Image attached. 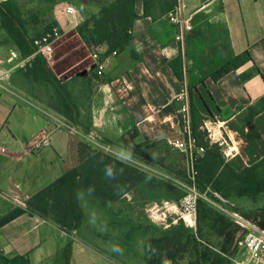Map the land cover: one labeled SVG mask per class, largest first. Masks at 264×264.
<instances>
[{
    "label": "crops",
    "instance_id": "1",
    "mask_svg": "<svg viewBox=\"0 0 264 264\" xmlns=\"http://www.w3.org/2000/svg\"><path fill=\"white\" fill-rule=\"evenodd\" d=\"M14 1L20 6L19 0ZM165 1L135 0L137 18L129 46L113 50L117 51L114 56L107 44H99L110 56L102 77L96 76L90 55L62 72L54 70L78 108L77 124L51 106L56 95L51 99L32 88L30 82H35L24 75L29 59L22 58L3 33L2 54L12 80L0 93V221L17 209L5 201L3 193L28 201L78 164V139L70 127H89L109 143H119L131 133L136 143L184 140L179 115L183 102L177 99L184 88L191 93L196 112L207 117L211 153L202 157L204 173L209 168L213 179L227 184L264 161V0H184L185 16L192 27L183 42L176 39L180 28L168 18L176 0ZM86 7L92 29L91 17L101 6L86 3ZM67 21L59 20V24L65 28ZM12 50L19 58L9 61ZM87 59L82 75L68 74ZM225 67L223 74L216 75ZM177 72L183 74V80ZM47 132L52 134L51 146L39 154L29 152ZM125 196L103 204L99 197L80 189L82 225L102 216L119 228L125 213L114 207ZM261 196L264 206V192ZM90 198L94 208L100 205L107 214L91 216L90 207L86 209L83 203ZM22 210L0 225V255H28L31 264H58L60 257L65 261L70 255L69 264L121 263L119 257L111 258L98 249L100 231L86 236L87 240L79 232L78 241L72 242L53 216ZM70 248L71 252L65 251Z\"/></svg>",
    "mask_w": 264,
    "mask_h": 264
},
{
    "label": "rangeland",
    "instance_id": "2",
    "mask_svg": "<svg viewBox=\"0 0 264 264\" xmlns=\"http://www.w3.org/2000/svg\"><path fill=\"white\" fill-rule=\"evenodd\" d=\"M96 2L98 0H19L26 27L32 38L40 37L52 26H58L63 33V36L55 44L53 59L47 63L48 69L54 76H56L54 70L62 72L78 60H83L87 55H90L92 59V47L97 45L94 43L88 45L85 42L88 50L82 44L81 38L84 40V37H91L90 18L87 17L86 3L94 4ZM68 5L75 7L74 15L65 13V7ZM59 20H68L67 26L65 25L63 28L59 24ZM74 21H78V24L75 25ZM3 33L6 31L2 28L0 21V65L8 73V61L4 59L5 55L2 54L1 44L6 41ZM89 61L87 59L82 66H74L68 74L77 73L76 77L82 75L80 70L88 67ZM57 79L60 81L58 77ZM8 80L11 82V74L8 76ZM34 82L30 83L39 95L42 94L51 97V99H54L53 94L57 96L54 85L46 81ZM51 106L59 109L62 113V110L65 109L61 106L58 96L55 101L52 100ZM206 119L207 117L200 116L196 112L195 107V132L192 133V123H190V129L191 137L198 146L210 144L208 127L205 124ZM67 120L70 122L69 118ZM208 120L211 122V119L208 118ZM183 133L187 137L185 129ZM73 135L78 139V162L95 152H102L145 172L149 178L126 194L124 199L114 207L125 213L123 219L120 220L121 226L119 228L110 221H103L102 216L97 222L83 226L82 217L77 226L78 229L81 227L80 231L77 232L73 229L69 233L72 242L78 241L77 233L79 232L87 240V237L95 231H100L99 235L102 237L98 239V242H101L98 249L111 258L117 259L119 257L120 264H231L238 251V244L235 246V243L241 239V228L222 214L219 209L208 205L201 199L197 200L196 212L192 215L182 205L183 199L190 192L188 189L190 184L188 177L190 157L187 153L180 151L173 143L166 141L136 143L133 140L134 133L123 137L119 142L120 147L107 142L89 127H84ZM201 159L202 157L199 156L198 161ZM205 169V175L200 173L201 183L209 182L210 177L212 185L208 186L216 191L214 188L219 186V183L217 179H213L214 173L209 168ZM203 176L207 182L204 181ZM197 190L199 189L197 188ZM261 194L255 197L245 196L227 199L230 200L233 209L245 219L264 228V206ZM211 197H213L212 194ZM5 201L15 208L22 209L13 201L7 199ZM83 203L86 209L90 207L88 212L91 216L106 213L101 212L102 207L100 205L94 208L92 199ZM94 209H98V211ZM188 217L193 220V223ZM180 219L188 229L187 237H184L180 244L173 243L169 249L163 248L162 244L159 245V248L157 243H154L157 247H149L148 242L150 240L162 238V232L169 229L171 225L177 224ZM65 251L71 252V248ZM60 258L62 259H59L58 264H65L63 256ZM66 258L68 257L66 256ZM69 258L71 259V255Z\"/></svg>",
    "mask_w": 264,
    "mask_h": 264
},
{
    "label": "trees",
    "instance_id": "3",
    "mask_svg": "<svg viewBox=\"0 0 264 264\" xmlns=\"http://www.w3.org/2000/svg\"><path fill=\"white\" fill-rule=\"evenodd\" d=\"M170 1L166 0L165 3H170ZM96 3L101 6V11L91 17L93 24L90 31L91 37H84V41L88 45L105 43L109 46L110 52L125 49L130 44L132 24L137 18L135 0H98ZM174 5L175 3L170 8L172 9ZM0 21L2 28L14 42L22 58L29 59L24 71L25 77L34 81H46L54 85L60 104L65 107V109L62 108L63 113L74 124H77L79 111L75 102L71 99L65 85L48 69L46 60L37 53V48L33 42L34 38L28 32L22 10L14 0L0 2ZM135 57L138 59L137 55ZM226 70L225 67L218 71L216 75H221ZM177 76L180 80H183L181 72H177ZM189 107L192 133H194L195 106L191 99V93H189ZM180 123L184 130L185 123L182 117H180ZM110 142L121 146L117 142ZM204 147L205 153L201 157H206L211 153L207 145ZM202 159L196 163L198 172L196 186L201 192L205 191L208 185H212L210 177L209 182H207L203 176L204 181L207 183H201L200 173L205 175L202 169ZM148 178L149 176L145 172L121 160L102 152H95L84 157L74 168L66 170L54 184L28 200V210L41 216L51 214L63 231L71 233L83 217L78 202L80 189H85L99 197L103 204H109L121 199ZM216 179L219 186H215L214 189L226 198L255 197L264 192V161L247 168L243 173L237 175L231 183L226 184L220 178ZM23 212L22 209H15L12 214L0 221V225L16 218ZM187 233L188 229L180 219L177 224L171 225L169 229L162 232V238L150 240L148 245L150 248L157 246L160 248L159 245L162 244L163 248L169 249L173 243L180 244L183 238L187 237ZM154 243L158 245L156 246ZM64 258L65 264H69V258ZM0 264L31 263L28 255H20L14 258L0 255Z\"/></svg>",
    "mask_w": 264,
    "mask_h": 264
},
{
    "label": "built area",
    "instance_id": "4",
    "mask_svg": "<svg viewBox=\"0 0 264 264\" xmlns=\"http://www.w3.org/2000/svg\"><path fill=\"white\" fill-rule=\"evenodd\" d=\"M2 2V1H0ZM186 4L184 0H176L174 7L169 13V21L172 24L178 25L180 28L179 33L176 35V39L180 42L184 41L185 34L191 30V24L185 16ZM76 12L75 7L68 5L65 7V13L68 15H74ZM63 36L61 29L58 26H52V28L43 33L40 37L34 38L33 42L37 48V53L40 54L47 63H49L54 57V49L56 42ZM117 51L111 52V55H116ZM91 57L93 59V65L95 74L97 77H102L110 58L109 55H105L100 45L93 46L91 51ZM19 58L17 51H10L9 61H13ZM9 74L4 71L0 65V93L5 89ZM178 100L183 104L179 109V115L182 117L185 123V132L187 137L184 140H175L172 143L182 152L187 153L190 157V166L188 177L190 184L188 185L189 194L186 196L182 205H184L186 211L192 215L196 212V202L198 199L205 201L208 205L219 209L222 214L229 218L234 224L238 225L240 230L241 239L236 241L238 251L232 259L231 264H264V228L259 227L253 221L245 219L240 213L235 211L230 205V200L222 196L220 193L213 191L208 186L205 191L201 192L197 190L196 182L198 179V172L196 163L199 156H203L205 153L204 146H198L194 139L191 137L190 129V107L188 99V91L184 88L179 94ZM72 134L78 133V128L70 127ZM52 134L50 132L45 133L42 139L34 145L29 152L33 154H39L43 149L51 146ZM211 194L213 197H211ZM2 196L14 203L18 204L22 209H28L26 200L20 199L17 195L2 194Z\"/></svg>",
    "mask_w": 264,
    "mask_h": 264
},
{
    "label": "bare ground",
    "instance_id": "5",
    "mask_svg": "<svg viewBox=\"0 0 264 264\" xmlns=\"http://www.w3.org/2000/svg\"><path fill=\"white\" fill-rule=\"evenodd\" d=\"M191 221H192V223H193V220L190 218V217H188Z\"/></svg>",
    "mask_w": 264,
    "mask_h": 264
}]
</instances>
